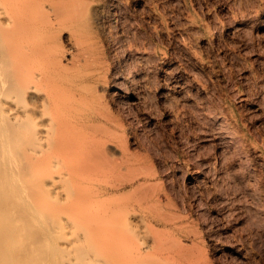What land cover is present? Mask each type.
<instances>
[{
    "label": "rangeland",
    "instance_id": "obj_1",
    "mask_svg": "<svg viewBox=\"0 0 264 264\" xmlns=\"http://www.w3.org/2000/svg\"><path fill=\"white\" fill-rule=\"evenodd\" d=\"M105 1L80 181L134 213L138 264H264V0Z\"/></svg>",
    "mask_w": 264,
    "mask_h": 264
},
{
    "label": "bare ground",
    "instance_id": "obj_2",
    "mask_svg": "<svg viewBox=\"0 0 264 264\" xmlns=\"http://www.w3.org/2000/svg\"><path fill=\"white\" fill-rule=\"evenodd\" d=\"M107 12L105 0H0V264H138L151 247L110 190L80 181L102 154L83 125L97 119Z\"/></svg>",
    "mask_w": 264,
    "mask_h": 264
}]
</instances>
